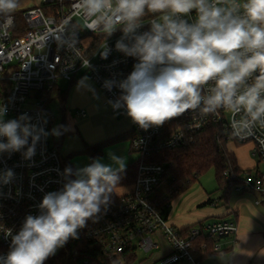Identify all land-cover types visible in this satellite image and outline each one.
Here are the masks:
<instances>
[{
  "label": "built area",
  "instance_id": "1",
  "mask_svg": "<svg viewBox=\"0 0 264 264\" xmlns=\"http://www.w3.org/2000/svg\"><path fill=\"white\" fill-rule=\"evenodd\" d=\"M77 3L78 0H38L13 13L9 26L5 27L0 19V107L6 109L3 119L26 115L32 125L47 133L36 144L31 159L23 156L26 148L0 153V255L9 251L11 237L6 232H18L27 215L39 214L38 205L44 195L61 190L65 182L64 158L50 140L54 119L50 96L60 90L58 82L74 83L84 72L109 98L112 112L129 117L124 107L113 105L121 95L119 82L131 73L137 61L116 49V42L123 35L119 29L111 36L102 30H88L86 19L75 13ZM17 15H21V20ZM158 19L146 15L138 31H148L152 21ZM106 49L105 58L101 53ZM106 82H112L110 89ZM78 115L85 117L84 111ZM232 119L224 110L207 115L189 110L162 126L148 129L131 120L132 136L128 141L130 152L138 156V161L130 191L122 196L111 195L98 219L89 220L78 230V238H70L46 264L57 262L59 257L62 260L65 253L73 264H203L194 255L192 243L199 235V227L178 229L166 214L170 204L165 205V189L170 176L161 160L164 152L212 128L228 144H252L253 158L264 162V126L257 124L250 135L235 136ZM9 170L13 175L5 183L4 173ZM233 189L257 196L255 204L260 205L264 202V172L245 174ZM205 229L208 235L219 239L236 236L238 231L234 222L225 220H217ZM154 238L163 241L167 250L158 259L138 262L137 251L150 253L159 249Z\"/></svg>",
  "mask_w": 264,
  "mask_h": 264
},
{
  "label": "clouds",
  "instance_id": "2",
  "mask_svg": "<svg viewBox=\"0 0 264 264\" xmlns=\"http://www.w3.org/2000/svg\"><path fill=\"white\" fill-rule=\"evenodd\" d=\"M18 7L19 0H0L5 27ZM75 13L90 31H122L115 47L137 62L119 82L113 107H124L139 127L162 126L189 110L227 111L235 136L264 126V0H78ZM149 14L159 19L139 32ZM101 55L106 58L107 49ZM5 113L0 107V153L26 148L23 156L31 159L47 133L26 115L5 121ZM111 159L116 167L99 159L76 170L66 167L62 189L44 195L39 214L27 215L15 234L6 232L11 243L0 264H46L70 238H78V230L110 203L125 167L122 157ZM12 175L4 173V182Z\"/></svg>",
  "mask_w": 264,
  "mask_h": 264
},
{
  "label": "rangeland",
  "instance_id": "3",
  "mask_svg": "<svg viewBox=\"0 0 264 264\" xmlns=\"http://www.w3.org/2000/svg\"><path fill=\"white\" fill-rule=\"evenodd\" d=\"M38 0H19V7L14 13H18L24 8L37 4ZM21 20V15H17ZM58 86L61 91H67L66 101L61 107L60 102L54 98L50 103V111L54 119L52 121V130L58 131V126L63 122L66 125L69 133L63 140L61 148V157L67 156L81 151L84 145L101 144V154L92 159L87 155L73 156L69 162L74 169L84 168L90 165L94 160L99 159L102 164H113L112 156L122 157L124 160V169L134 166L138 161V156L130 152V144L128 139L111 143L114 137L122 132H128L131 128V120L125 115H120L112 112V106L109 98L97 87L94 81L84 75V72L74 83L59 81ZM80 111H84L86 116L82 118L78 115ZM227 150L233 152L240 162L251 161L257 166V160L253 158L252 144L235 146L232 143L227 145ZM259 171L264 172V162L258 165ZM123 169V170H124ZM174 187L178 188L177 193L171 198V206L174 203L177 207H172V217L188 218L196 204H190L195 200H216L220 192L219 186L215 179L214 170H210L202 175L198 181L191 185H186L181 180L175 182ZM130 191L128 186L118 187L114 190L116 196H122ZM166 196H169L168 189H165ZM190 204V205H189ZM192 222V221H191ZM158 242L159 249L153 250L150 253H145L142 250L137 251V260L152 261L157 259L167 247L163 241L158 238L153 239Z\"/></svg>",
  "mask_w": 264,
  "mask_h": 264
},
{
  "label": "trees",
  "instance_id": "4",
  "mask_svg": "<svg viewBox=\"0 0 264 264\" xmlns=\"http://www.w3.org/2000/svg\"><path fill=\"white\" fill-rule=\"evenodd\" d=\"M66 96L67 91L55 90L52 92L50 100L56 98L63 109ZM59 128V142L55 144V147L60 151L61 140L65 134L64 124H61ZM131 136V131L120 133L113 138L111 143L127 140ZM227 145L228 142L225 141V139H222L217 131L208 128L203 132L193 135L191 140L186 144L171 151L164 152L161 161L165 163L170 176L168 181L169 185L166 188L168 189L169 196L166 197L167 200L165 205L169 206L171 198L177 193L178 188H175L174 184L178 180H181L186 185H191L196 183L198 179L208 171L214 170L220 195L217 200H207L204 205L215 202V206H217L218 204H227L232 188L242 181L245 174L260 173L258 168L259 161H257V166L253 170H241L238 167L235 155L227 150ZM234 145L242 146L244 144L234 143ZM101 148L102 145L99 143L85 145L81 151L71 154L64 159L65 168L71 167L75 170L69 162L73 156L87 155L92 159L97 158L101 154ZM135 177V165L120 172L117 186L112 189V195L114 194V190L118 187H130L134 183ZM198 227L199 235L192 241V243L194 247H196V245L200 246L204 244L206 247L205 256H210L213 254L214 245L219 238L208 235L205 225L200 224ZM68 255V253L62 254V260H60L59 257L57 262H52L51 264H73L70 258L68 259Z\"/></svg>",
  "mask_w": 264,
  "mask_h": 264
},
{
  "label": "crops",
  "instance_id": "5",
  "mask_svg": "<svg viewBox=\"0 0 264 264\" xmlns=\"http://www.w3.org/2000/svg\"><path fill=\"white\" fill-rule=\"evenodd\" d=\"M61 124L64 123L62 122ZM60 125L58 126V133ZM64 129L65 134L61 140L60 152L63 140L69 134L65 124ZM50 140L53 146L59 142V134H53L52 124ZM236 160L241 170L246 171L255 168V163L251 161L244 162L242 160L240 162L237 157ZM207 200L203 198L200 201L195 200L190 203L198 204H196L194 211L189 214V219L185 217L171 218L172 207L176 208L178 203H174V206H171L170 201V208L166 213L169 221L176 228L185 229L198 227L200 224L207 226L217 220H225L234 222L238 231L236 236L220 238L215 243L213 254L210 256H205L206 247L204 244L194 247V255L203 264H264V202L256 205L257 196L251 193H237L233 188L226 205H204ZM161 256L162 254L158 258Z\"/></svg>",
  "mask_w": 264,
  "mask_h": 264
}]
</instances>
